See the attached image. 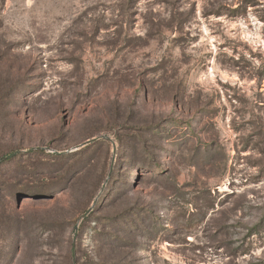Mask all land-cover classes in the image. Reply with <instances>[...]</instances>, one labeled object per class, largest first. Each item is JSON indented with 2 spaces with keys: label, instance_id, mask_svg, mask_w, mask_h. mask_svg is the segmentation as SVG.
Here are the masks:
<instances>
[{
  "label": "rangeland",
  "instance_id": "rangeland-1",
  "mask_svg": "<svg viewBox=\"0 0 264 264\" xmlns=\"http://www.w3.org/2000/svg\"><path fill=\"white\" fill-rule=\"evenodd\" d=\"M14 153L0 264H264V0H0Z\"/></svg>",
  "mask_w": 264,
  "mask_h": 264
},
{
  "label": "water",
  "instance_id": "water-1",
  "mask_svg": "<svg viewBox=\"0 0 264 264\" xmlns=\"http://www.w3.org/2000/svg\"><path fill=\"white\" fill-rule=\"evenodd\" d=\"M94 141H96V139L91 140V141L87 142L86 144L92 143V142H94ZM16 154H17V153H14V154H11V155H9V156H7V157L1 158V159H0V163H2V162L5 161V160H8V159L13 158Z\"/></svg>",
  "mask_w": 264,
  "mask_h": 264
}]
</instances>
